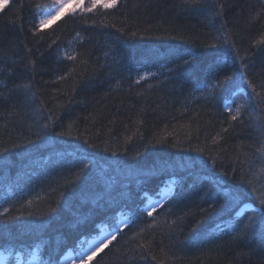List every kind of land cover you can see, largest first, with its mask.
Here are the masks:
<instances>
[{
  "label": "trees",
  "instance_id": "obj_1",
  "mask_svg": "<svg viewBox=\"0 0 264 264\" xmlns=\"http://www.w3.org/2000/svg\"><path fill=\"white\" fill-rule=\"evenodd\" d=\"M49 7L9 0L0 11V150L9 149L0 155V212L9 217H0V250L33 248L39 264H61L117 210L141 217L142 193L173 177L171 196L153 212L156 226L136 235L152 220L142 214L87 264H264V239L232 238L254 209L232 216L226 203V193L242 189L244 203L259 209L241 181L261 165L264 111L254 101L229 121L224 97L206 99L213 76L237 84L246 76L264 91V46H252L264 34V14L253 20L261 0H118L107 14L73 20L67 11L37 30ZM226 36L230 53L228 43L208 47ZM64 51L87 64L58 81L73 67ZM146 72L154 75L135 83ZM162 136L167 143H156ZM197 148L203 155L184 150ZM262 186L259 177L257 195Z\"/></svg>",
  "mask_w": 264,
  "mask_h": 264
},
{
  "label": "snow or ice",
  "instance_id": "obj_2",
  "mask_svg": "<svg viewBox=\"0 0 264 264\" xmlns=\"http://www.w3.org/2000/svg\"><path fill=\"white\" fill-rule=\"evenodd\" d=\"M193 3L196 2V0H192ZM9 0H0V11H3V9L8 5ZM118 6V0H89V3L85 5L84 0H59V3L55 6L54 10L50 11L49 13L39 17V24L37 27V30L43 29L46 25H49L53 23L58 17H61L65 14L66 10L69 12L70 17L75 20L78 18L87 19L88 13H95L98 10H103V14H107V10L114 9ZM261 12H257L255 16L253 17V20L257 19L261 14H264V0H261ZM223 12L221 10L220 13H217V15H222ZM34 23V22H33ZM36 33L34 32L33 35ZM132 36L135 37L136 33L133 32ZM77 37H79V33H77ZM52 40V43L49 44V48L52 47V44H56L57 40ZM219 39V37H217ZM228 40L227 36L224 40L223 45H218L216 43L209 44V48H217L221 46H227ZM253 47H259L264 46V34L261 35L259 40H256ZM233 51H235V48H233ZM176 55V54H173ZM81 56L80 53L73 51V52H67L64 51L62 54H60V59L62 60H68L73 62V67L69 69V71L63 75H59L57 77L58 81H65L75 75L78 71V68L80 64H87V61L85 59H78ZM180 62L185 66H190L193 63L194 58H184L183 56L179 57ZM179 66V65H177ZM4 70L0 69V73H2ZM211 69L209 72L211 73ZM154 75L151 72H146L144 75L139 76L138 79H136L135 83L139 84L141 80L147 79L148 76ZM243 85H247V89H251V95L248 94L247 89H243V94H238ZM210 95L206 98L208 100H214L217 97H224V110H226L229 113L228 120L229 121H238L240 118H242V115L247 107L251 106L253 102L260 104L262 106L261 110L264 111V91H257L256 86H254L246 76L241 77V83L237 84L234 83L233 78L231 76H225L223 79H215L213 76V79L209 81L207 85ZM262 88H264V85H261ZM52 117L49 116L48 120L51 123ZM44 130H49V124L45 123L43 125ZM50 131H54V129H51ZM223 131L227 132L228 129L224 128ZM66 133L64 131L57 132L56 136H64ZM70 135V133H68ZM262 136H264V131H262ZM38 138H43L40 136L39 133H37ZM78 138V137H77ZM219 134L213 138V142L215 143L219 139ZM31 142V141H30ZM156 143H167L166 137H160ZM23 145H13L14 148L22 147ZM150 146L151 145L150 142ZM172 147L176 148L177 144H172ZM184 150H194L198 152L200 155H203V149H184ZM9 149L5 148L3 150H0V155H4V153L8 152ZM107 151V149H105ZM258 153V157L261 160V165L259 169L253 170L249 168V176L251 178H246L241 181V183L246 184L248 189H250L248 195H251L255 197V200L259 202V209L253 210L252 214L247 215V220L244 222L243 227L240 228L238 231H236V234L232 237L233 239H240V240H246L251 239L254 237H260L261 239H264V186L259 190L260 194L257 195V188L255 187V183L257 182V179L259 177H264V139H261L259 142V147L256 149ZM115 154V153H113ZM212 166L215 168V158L212 157ZM243 163V161H242ZM88 168V164L84 163L80 171L76 174L77 179H79L80 176L84 175L85 170ZM221 175H224V173H221ZM242 175L244 173L242 172ZM164 196L167 197L168 193H164ZM245 200V192L242 189H237L235 192L232 193H226V203L229 208L230 212H235L236 216H241L242 213L240 211H236V209H239L242 204H244ZM29 203H31L29 201ZM164 203L163 200L157 201V204L162 206ZM247 206V205H245ZM157 205H153L148 211L147 216L151 217L152 220L147 222V229L141 228L140 233L136 235H142L145 231L152 229L156 226L155 223V217L153 216V212L156 211ZM214 210V209H213ZM208 209H201V213H206ZM8 213V209L5 208L3 212H0V217H4L5 222L8 221L9 217L6 215ZM143 210H141V217H138L137 219H130V221L126 224L127 227L134 226L137 224L138 220L142 219ZM20 217H13V219H19ZM197 224L201 223L200 221L196 222ZM122 231V229L117 226L113 233L111 234V238L108 239L107 243H104L101 241V244L103 245H97L95 248H91L89 250H85L80 254V260L82 261V264H87V261L92 260L96 254L99 251L103 250V247H107L108 244L112 242V240H115L117 235ZM133 238H136L135 235ZM139 247L144 248L145 244L141 243ZM162 254H164L163 249L161 250ZM153 259H156L155 256H153ZM51 264V262H50Z\"/></svg>",
  "mask_w": 264,
  "mask_h": 264
},
{
  "label": "rangeland",
  "instance_id": "obj_3",
  "mask_svg": "<svg viewBox=\"0 0 264 264\" xmlns=\"http://www.w3.org/2000/svg\"><path fill=\"white\" fill-rule=\"evenodd\" d=\"M48 3L50 4L49 9L46 10V12H44L41 16H43V15L49 13L50 11L54 10L55 6L59 3V0H48ZM66 11H67V10H66ZM41 16H40V17H41ZM230 49H231V47H230V44L228 43V47H227V52H228V53L231 52V51H229ZM121 181H123V179H122ZM117 182H120V181L117 180ZM122 184H124L123 187H126V185H127L126 182H125V183H122ZM166 187H167V186L162 187L161 191L163 190L164 193L168 192L169 189L166 188ZM157 201H158V199L156 200V202H157ZM150 207H151V203H150V200H148L147 205H146V210H148ZM119 219H120V222L118 223L119 225H121V224L123 223V221H126V217H122V216H121V218H119ZM100 233H101V234H100L99 238L92 239V240H90V241L87 243V247L84 248V251H85V250H89V249L95 247L96 244H97L99 241H101V240L105 237L106 234L110 235V233H107V231H106L105 229L103 230V228H102V230H101ZM1 258H2V255H0V259H1ZM63 259H64V263H65V264H69L70 261H71V259H72V256L68 253L66 256H64ZM32 263H33V259H31V260H30L29 262H27L26 264H32ZM15 264H24V263H23V261H22L21 258H18V259L15 261Z\"/></svg>",
  "mask_w": 264,
  "mask_h": 264
},
{
  "label": "bare ground",
  "instance_id": "obj_4",
  "mask_svg": "<svg viewBox=\"0 0 264 264\" xmlns=\"http://www.w3.org/2000/svg\"><path fill=\"white\" fill-rule=\"evenodd\" d=\"M251 203V202H250ZM255 207V209H258L256 206H254Z\"/></svg>",
  "mask_w": 264,
  "mask_h": 264
}]
</instances>
